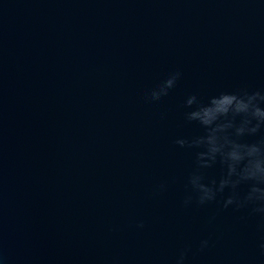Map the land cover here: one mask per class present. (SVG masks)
Masks as SVG:
<instances>
[{
    "label": "water",
    "instance_id": "obj_1",
    "mask_svg": "<svg viewBox=\"0 0 264 264\" xmlns=\"http://www.w3.org/2000/svg\"><path fill=\"white\" fill-rule=\"evenodd\" d=\"M175 71L176 87L149 101ZM242 89H264L261 0H0L8 264H175L184 248L185 264H264L252 205L183 204L198 149L175 143L203 134L184 120L190 93Z\"/></svg>",
    "mask_w": 264,
    "mask_h": 264
},
{
    "label": "clouds",
    "instance_id": "obj_2",
    "mask_svg": "<svg viewBox=\"0 0 264 264\" xmlns=\"http://www.w3.org/2000/svg\"><path fill=\"white\" fill-rule=\"evenodd\" d=\"M264 3V0H261ZM182 73H170L159 84L150 89L147 99L160 101L174 89ZM184 120L195 123L203 134L193 137H178L175 143L181 147L196 148V169L188 177L190 191L183 204L194 201L206 205L223 196L222 206L236 209L252 205L251 211L264 217V136L254 142H247L245 136H253L264 128V89L249 91H220L207 101L197 93H190L184 100ZM217 162L224 168L218 178L206 180L203 170ZM247 183L248 190L241 195V184ZM166 185H159L163 191ZM226 190H228L225 195ZM144 222L138 221L142 228ZM209 246V240L200 241V249ZM264 249V243L261 244ZM188 248L181 249L175 264H185ZM0 264H8L7 257L0 251Z\"/></svg>",
    "mask_w": 264,
    "mask_h": 264
}]
</instances>
